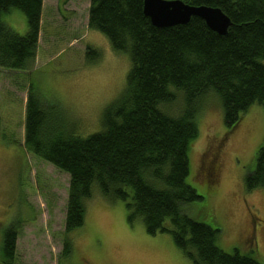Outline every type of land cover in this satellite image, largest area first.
Returning a JSON list of instances; mask_svg holds the SVG:
<instances>
[{"label":"trees","instance_id":"obj_1","mask_svg":"<svg viewBox=\"0 0 264 264\" xmlns=\"http://www.w3.org/2000/svg\"><path fill=\"white\" fill-rule=\"evenodd\" d=\"M183 1L218 7L231 21L226 33L196 16L186 24L155 27L143 14L142 0H89L88 29L103 33L115 52L129 57L125 87L104 108L100 130L86 137L75 133L76 124L56 103L29 91L23 148L68 174L66 233L83 224L95 186L107 200L124 201L129 220L140 217L147 233H169L190 264H260L220 249V229L191 218L183 206L202 199L186 181L187 152L206 99L219 100L227 131L252 103L264 110V0ZM12 9L26 16L24 35L1 19ZM41 9L42 0H0V68H32ZM244 185L248 192L264 189V140ZM17 235L12 227L5 231L2 264H21L15 260ZM71 252L66 238L60 254Z\"/></svg>","mask_w":264,"mask_h":264},{"label":"rangeland","instance_id":"obj_2","mask_svg":"<svg viewBox=\"0 0 264 264\" xmlns=\"http://www.w3.org/2000/svg\"><path fill=\"white\" fill-rule=\"evenodd\" d=\"M43 1L32 68L0 71V238L10 227L17 231L21 264H190L169 233H147L140 217L129 220L124 201L107 200L95 186L83 224L64 232L69 176L24 150L27 94L56 103L76 124L75 133L86 137L100 130L104 108L124 89L130 60L103 33L88 29L89 0ZM1 19L13 22L18 35L28 30L20 10ZM196 120L186 181L202 199L183 211L220 229L216 244L224 252L237 250L264 264V189L248 192L244 185L264 140L263 106L252 103L227 131L221 104L211 95ZM213 155L214 176L206 170ZM66 238L72 242L68 257L60 254ZM1 252L2 243L0 264Z\"/></svg>","mask_w":264,"mask_h":264},{"label":"water","instance_id":"obj_3","mask_svg":"<svg viewBox=\"0 0 264 264\" xmlns=\"http://www.w3.org/2000/svg\"><path fill=\"white\" fill-rule=\"evenodd\" d=\"M143 14L155 27H170L186 24L191 17L196 16L204 21L206 26L225 34L231 21L218 7L208 5H190L183 0H142Z\"/></svg>","mask_w":264,"mask_h":264},{"label":"flooded vegetation","instance_id":"obj_4","mask_svg":"<svg viewBox=\"0 0 264 264\" xmlns=\"http://www.w3.org/2000/svg\"><path fill=\"white\" fill-rule=\"evenodd\" d=\"M214 160H215V157H214V155H213V157H211L210 158V164L209 165H207V167H206V170H209V172L207 173V171H206V173L208 174V175H212V176H214L215 174H216V164H214ZM206 175V174H205ZM206 178V177H205ZM0 243H2L3 244V238L1 237L0 238Z\"/></svg>","mask_w":264,"mask_h":264},{"label":"crops","instance_id":"obj_5","mask_svg":"<svg viewBox=\"0 0 264 264\" xmlns=\"http://www.w3.org/2000/svg\"><path fill=\"white\" fill-rule=\"evenodd\" d=\"M43 3H44V1L42 0V9H41V14H42V12H43ZM12 12V11H11ZM11 29H15V26H14V24H13V22H5ZM15 31V30H14ZM0 71H7V70H5V69H3V68H0Z\"/></svg>","mask_w":264,"mask_h":264}]
</instances>
